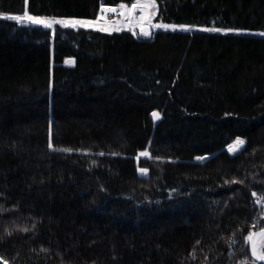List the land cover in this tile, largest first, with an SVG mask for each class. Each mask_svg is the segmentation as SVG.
I'll use <instances>...</instances> for the list:
<instances>
[{"label": "trees", "instance_id": "trees-1", "mask_svg": "<svg viewBox=\"0 0 264 264\" xmlns=\"http://www.w3.org/2000/svg\"><path fill=\"white\" fill-rule=\"evenodd\" d=\"M140 1L0 0V264H264V0L4 17Z\"/></svg>", "mask_w": 264, "mask_h": 264}, {"label": "rangeland", "instance_id": "rangeland-1", "mask_svg": "<svg viewBox=\"0 0 264 264\" xmlns=\"http://www.w3.org/2000/svg\"><path fill=\"white\" fill-rule=\"evenodd\" d=\"M118 6V7H117ZM116 7L110 6L108 7L109 13L114 14L116 11L117 13L121 14V18L116 20L115 22L110 21L107 15L104 14L102 17H97V20H87V19H51V18H43V17H34L28 14L23 15H6L4 17L15 19L20 23L32 24V25H40L50 29L59 23L71 27H91L97 29H104V30H119L122 28H127L131 30L139 29L144 35L149 34L150 29L154 27L156 29H164V30H187V29H206V26H196V25H189V24H178V23H168V22H158L154 21V14H155V7L153 0H141L138 3L133 5L121 4L117 5ZM138 13V14H137ZM2 15H0L1 17ZM119 15H117V18ZM222 31H235L233 29H220ZM257 34L264 35L263 31H253ZM66 64L71 65L72 60L68 59ZM153 119L158 120V115L153 114ZM241 145L240 140H235L231 145V150L234 151L237 147ZM144 174V171H140ZM264 236V235H263ZM262 236V237H263ZM261 239L256 243L255 250L259 256H263L258 249L261 244Z\"/></svg>", "mask_w": 264, "mask_h": 264}, {"label": "water", "instance_id": "water-1", "mask_svg": "<svg viewBox=\"0 0 264 264\" xmlns=\"http://www.w3.org/2000/svg\"><path fill=\"white\" fill-rule=\"evenodd\" d=\"M263 235H264V227L256 231H253L251 233L249 237V250H250V254L253 257V259L264 263V256H259L255 250L256 243L261 239Z\"/></svg>", "mask_w": 264, "mask_h": 264}, {"label": "built area", "instance_id": "built-area-1", "mask_svg": "<svg viewBox=\"0 0 264 264\" xmlns=\"http://www.w3.org/2000/svg\"><path fill=\"white\" fill-rule=\"evenodd\" d=\"M117 5H115V6H113V7H116ZM108 7H110L109 5H104V4H101L100 6H99V10H98V16L99 17H102V16H104V14H106L107 15V17H108V19H110V21H112V22H115L116 20H119V18H121V14L119 13H117V11L114 13V14H111V13H109L110 11H108V10H106V9H108ZM118 7V6H117ZM138 14V13H137ZM117 15H119V17L117 18ZM129 30H131V29H129Z\"/></svg>", "mask_w": 264, "mask_h": 264}, {"label": "bare ground", "instance_id": "bare-ground-1", "mask_svg": "<svg viewBox=\"0 0 264 264\" xmlns=\"http://www.w3.org/2000/svg\"><path fill=\"white\" fill-rule=\"evenodd\" d=\"M103 4V3H102ZM101 5V4H100ZM104 5H107V4H104ZM109 6H111V5H109ZM153 114H156V115H158V117L157 118H159V114L157 113V112H154Z\"/></svg>", "mask_w": 264, "mask_h": 264}]
</instances>
